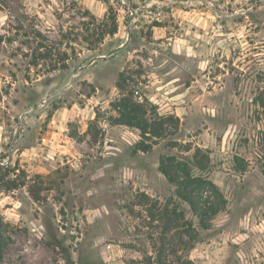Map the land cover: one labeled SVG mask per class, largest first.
I'll return each instance as SVG.
<instances>
[{
	"label": "rangeland",
	"instance_id": "1",
	"mask_svg": "<svg viewBox=\"0 0 264 264\" xmlns=\"http://www.w3.org/2000/svg\"><path fill=\"white\" fill-rule=\"evenodd\" d=\"M124 95L159 137L115 123ZM0 229V264H264V0H0Z\"/></svg>",
	"mask_w": 264,
	"mask_h": 264
},
{
	"label": "trees",
	"instance_id": "2",
	"mask_svg": "<svg viewBox=\"0 0 264 264\" xmlns=\"http://www.w3.org/2000/svg\"><path fill=\"white\" fill-rule=\"evenodd\" d=\"M117 18L114 17V27L107 32V34L114 36L118 31ZM107 53H112L110 49ZM101 54V53H99ZM115 109L118 112V117L115 119L116 124H123L135 127L140 130L143 138L159 137V127L155 120L146 117L142 112L141 103L132 101V97L124 95L115 104ZM150 148L149 145H141L140 150L146 151ZM202 149L197 148L194 153V158L197 166L203 169L205 167V160L200 159L199 155L202 154ZM204 158L209 159L206 155ZM160 171L166 178L176 185L177 195L186 201L191 209L198 214L204 221L206 218L214 217L221 209L225 199L222 192L217 185L201 175H196L192 172V167L186 161L179 160L176 156H163L160 160ZM142 202L150 200V197L142 193ZM218 201V202H217ZM152 212V211H151ZM155 216L154 213H151ZM180 216H184L183 213ZM7 242L4 234L0 229V261L3 254V249L6 247ZM181 264H193L189 259L180 258Z\"/></svg>",
	"mask_w": 264,
	"mask_h": 264
},
{
	"label": "water",
	"instance_id": "3",
	"mask_svg": "<svg viewBox=\"0 0 264 264\" xmlns=\"http://www.w3.org/2000/svg\"><path fill=\"white\" fill-rule=\"evenodd\" d=\"M102 57H104V56H102Z\"/></svg>",
	"mask_w": 264,
	"mask_h": 264
}]
</instances>
